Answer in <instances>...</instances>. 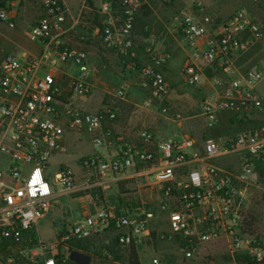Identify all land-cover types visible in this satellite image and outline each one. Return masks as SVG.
I'll use <instances>...</instances> for the list:
<instances>
[{
  "label": "built area",
  "instance_id": "2783aa9c",
  "mask_svg": "<svg viewBox=\"0 0 264 264\" xmlns=\"http://www.w3.org/2000/svg\"><path fill=\"white\" fill-rule=\"evenodd\" d=\"M171 1L39 0L27 40L41 53L0 61V264H130L133 251L140 264L141 253L152 264H191L208 245L223 246L234 260L264 262V236L251 226L253 198L264 190V121L202 139L167 138L146 125L118 130L117 107L93 112L75 103L96 89L92 48L124 59L149 92L141 107L167 118L171 54L148 50L141 66L132 58L139 57L137 18ZM251 1L264 11L262 0ZM7 3L0 22L13 30ZM172 25L187 51L179 81L211 90L199 112L208 127L221 128L225 115L234 128L264 118V23L246 7L219 20L194 5ZM127 90L124 83L108 94L126 101ZM70 134L88 135L92 153L50 182L48 162L68 153ZM66 197L82 200L81 219L59 215L54 240L43 242L35 228Z\"/></svg>",
  "mask_w": 264,
  "mask_h": 264
},
{
  "label": "rangeland",
  "instance_id": "374dc122",
  "mask_svg": "<svg viewBox=\"0 0 264 264\" xmlns=\"http://www.w3.org/2000/svg\"><path fill=\"white\" fill-rule=\"evenodd\" d=\"M262 2L264 3V0ZM194 5H201L207 14L219 20L227 19L239 7H246L264 23V11L262 7L251 0H172L169 3L158 2L154 4L152 10L145 11L148 12L147 16L142 15L143 13L139 16L141 22L136 27L135 42L136 52L141 56L142 63H148V50L157 53L167 52L172 56V61L165 70L168 73L170 81L168 107L171 113L167 115V118L159 114L150 113L141 107L149 92L142 91L138 88V85H135L137 77L130 75L127 69L123 68L122 62L111 53H108L106 56L107 61L105 64L107 68L105 70H97L96 72L97 85L92 97L83 102L77 99L75 103L88 111H95L100 100L104 98L109 104L119 108L121 115L125 116V119L126 116L133 117L134 125H137L135 128L146 125L167 138L192 136L202 139L262 123V120L252 121L249 119L237 128H234L228 123L229 116L225 115L221 128L213 130L208 127L205 118L199 116L201 102L205 100L211 90L209 87H188L179 81L187 54L181 35L177 33L172 25V19L176 14ZM36 7L37 0H19L17 2L18 19L15 30L9 29L0 22V61L6 54H19L22 51L21 47L24 45L23 33L29 30L30 26L37 21ZM94 51L96 52V50ZM247 59L243 60L241 66L249 61ZM171 65L174 68L173 70H169ZM64 67L69 69L68 72L74 77L81 75L80 70L76 66L65 65ZM129 80L132 85L130 90L126 91V99L134 104L126 103L120 98L108 94L109 92L115 94L116 90ZM261 87L264 88V83L258 88L259 93L263 91ZM177 115L180 116L179 119L176 117ZM78 140H82V142ZM65 143L69 150L68 153L54 154L48 162L47 176L50 182L59 168L66 164L78 168L79 159L92 153L88 135H67ZM251 216L252 221L255 219V232L264 236L263 189L258 191L253 198ZM35 231L38 232V237L43 242L50 243L54 240L53 231L46 224L37 226ZM78 247L80 249L86 248V246L81 247L80 245ZM140 260L142 264H152L150 257L146 254L141 253ZM191 264L237 263L236 260L226 253L223 246L208 245Z\"/></svg>",
  "mask_w": 264,
  "mask_h": 264
},
{
  "label": "crops",
  "instance_id": "0c3cea01",
  "mask_svg": "<svg viewBox=\"0 0 264 264\" xmlns=\"http://www.w3.org/2000/svg\"><path fill=\"white\" fill-rule=\"evenodd\" d=\"M19 0H11V1H8L7 5L8 7L10 8L9 10L11 11V15L14 17V21L15 23L17 22V19H18V12L16 10V4ZM38 3H39V0H37V7H36V15L39 16V13H40V10H39V6H38ZM38 19V17H37ZM4 23H2L3 25ZM6 25V24H4ZM31 27V26H30ZM16 29V28H15ZM13 29V30H15ZM27 33H28V30L24 31L23 33V39H24V42L21 47L22 51L21 52H28L32 55H39L41 53V48L40 46L38 45H33L31 44L28 40H27ZM90 51V62H91V65L92 67H94V70H105L107 68V65L105 64V62L107 61L106 60V54H102V53H97L94 51V49L90 48L89 49ZM20 52V53H21ZM186 54H187V51H185ZM139 55V54H138ZM243 60L242 59H236L235 61V64L236 66H240L242 63ZM124 68V67H123ZM64 69L66 70H69L67 68L64 67ZM127 69V68H126ZM174 68L171 67L169 68V70H173ZM128 73L130 75H133V76H136L137 79H136V82H135V85H138V74L136 72H131L127 69ZM97 85V84H96ZM131 82L130 80L125 82V86L128 88V90H130L131 88ZM262 88V93H264V88ZM126 103H132L134 104L133 102H130L129 100H126L125 101ZM109 106H112L111 104H109L104 98L102 100H100L99 102V105L97 106L96 110L93 111V112H96V111H99L101 109H104V108H107ZM133 117H129V116H126V119H125V116H122V120H120L117 124V128L118 130H131L133 128H135V126L137 125H134V121H133ZM258 120H262V122L264 121V118H259ZM82 142V141H81ZM82 200L80 199H72V198H69V197H66L65 200L64 198L60 200V203H61V211L58 210L56 212L53 213V215L51 217H48L44 220H42L39 225L43 224L50 228L52 231H53V234H54V237L53 239L55 238V225H54V221L56 218H58V216L60 215H64L63 213H65V219L68 220V221H71V222H76L78 220L81 219V210H80V203H81ZM38 225V226H39Z\"/></svg>",
  "mask_w": 264,
  "mask_h": 264
},
{
  "label": "trees",
  "instance_id": "16d2710c",
  "mask_svg": "<svg viewBox=\"0 0 264 264\" xmlns=\"http://www.w3.org/2000/svg\"><path fill=\"white\" fill-rule=\"evenodd\" d=\"M8 1H11V0H2V3L0 5H5ZM142 15L147 16L148 15V12H145L144 11ZM139 22H141V21H140V19L138 17L137 18V23H136V26H135V30H136V27H137V25H138ZM145 35H147V34H145ZM139 57L141 58V56H139ZM139 57H137L136 59L135 58H132V60L137 61L138 64H139V66H141L140 63H142V61H141V59ZM125 61H127V60H125ZM122 62H123L122 63L123 67L126 68L124 59H122ZM207 74H208V76H212L211 72H209V71H207ZM254 225H255V219L253 220V223H251V226H254ZM79 245L81 247H84V244H78V246ZM236 263L237 264H264V262L256 263V262L251 261L249 258L244 257V256H238L236 258ZM130 264H140L139 263V256H138L137 252H135V251L131 252V254H130Z\"/></svg>",
  "mask_w": 264,
  "mask_h": 264
},
{
  "label": "water",
  "instance_id": "95a60500",
  "mask_svg": "<svg viewBox=\"0 0 264 264\" xmlns=\"http://www.w3.org/2000/svg\"><path fill=\"white\" fill-rule=\"evenodd\" d=\"M73 259L75 260V258L73 257Z\"/></svg>",
  "mask_w": 264,
  "mask_h": 264
}]
</instances>
